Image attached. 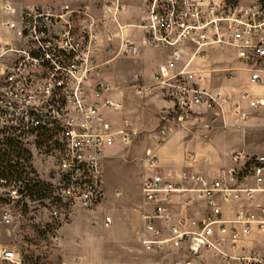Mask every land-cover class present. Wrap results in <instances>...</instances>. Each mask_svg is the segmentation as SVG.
Wrapping results in <instances>:
<instances>
[{"label": "built area", "instance_id": "built-area-1", "mask_svg": "<svg viewBox=\"0 0 264 264\" xmlns=\"http://www.w3.org/2000/svg\"><path fill=\"white\" fill-rule=\"evenodd\" d=\"M131 1L106 2L111 27L98 22L88 5L32 6L21 14L19 45L0 44V150L11 140L28 154L29 162L20 164L31 183L34 149L55 159L48 224L55 242L72 211H90L103 201L108 152L129 147L137 136L128 123L113 125L111 115L123 107L112 100L113 88L96 79L101 49L118 40L122 55L136 54L125 29L139 31L143 46L170 52L151 84L135 85L138 96H160L169 104L159 115L158 143L209 130L205 116L216 110L240 122L264 110V0H139L138 23L126 25L120 15ZM212 55L229 56L233 66L214 68ZM219 73L229 83L243 73L247 85L236 96L213 88ZM196 162L187 153L185 170L175 179L157 171L154 150L140 159L151 171L141 186L143 252L171 257L164 264L205 258L264 264L258 252L264 245V155L233 154L230 166L214 176L196 171ZM31 183L0 180V225H16L31 203L43 202L30 200L25 188ZM0 264H22V256L0 247Z\"/></svg>", "mask_w": 264, "mask_h": 264}, {"label": "rangeland", "instance_id": "rangeland-1", "mask_svg": "<svg viewBox=\"0 0 264 264\" xmlns=\"http://www.w3.org/2000/svg\"><path fill=\"white\" fill-rule=\"evenodd\" d=\"M13 1L16 4L23 5L32 4L39 0ZM41 1L53 3L52 7L57 8L63 5L72 7L89 5V13L102 25L105 24L104 14L99 11L106 0H90L97 2L98 9L92 7L89 0ZM242 1L247 4L246 1L250 2L251 0ZM126 11H129V8ZM14 13L13 10L12 14ZM120 16V21L123 24L128 23V20L125 19V12ZM12 18L18 25L19 13H15ZM107 18L110 19V17ZM12 31L16 33V30ZM116 42L119 43L118 40ZM117 43H112L109 46L111 50L108 52L101 49L102 51L98 56L99 73L96 79L109 84L114 93L124 94L120 98H123L126 104L130 101L131 96L135 98L134 107L139 111L135 112L132 117L134 121L132 126L137 132V136L129 147H121L125 150L123 154L126 160L109 161L106 165V194L101 204L90 211H76V214L72 211L65 221H61L59 228H65L70 236L78 239L77 242L71 240L72 238L67 242L65 241L67 238L65 239L63 236L60 237L58 242L52 239L54 227L51 225L53 221L50 219V212L52 205L55 203L54 186H56L55 182L57 180L54 175L57 164L51 156L39 154V151L34 149V179L46 186L48 198L40 204L31 203L27 212H25L24 218L16 225H0V247L12 248L19 252L22 256V264H145V262L164 264L171 260V257L163 254H146L143 252L141 245L137 243V232H140L141 235L143 227L140 231H137L139 229L138 214L133 209L142 204V182L145 175L151 174L149 169L143 168L140 159L145 156L147 150H154L158 159L157 171L164 175L177 176L176 174L180 173L182 167L174 170L170 168L169 164H162L160 161L161 150L167 147L171 148L173 143L179 140L201 141L200 132L176 133L167 142L158 143L156 133L159 130L160 110L153 102L160 100L161 97L153 96L142 99L136 94L135 85L137 81L140 84L141 80L146 85L151 84L152 75L167 64L170 52L150 48L143 49L140 55L124 56L120 53V45ZM11 45L17 47L19 42ZM162 63L164 64L158 68ZM209 64L216 69L233 66L231 58L227 55H212ZM223 78L224 73L215 74L212 87L221 88L224 92H230L233 96H236L234 88L223 84ZM232 85L246 86V75L239 73ZM139 99L142 101H139ZM122 115H124L122 112L114 113L112 118L120 119ZM255 117H257L255 118L256 121L250 119V121H253V125L246 127L245 132H243L246 135L238 132L239 134H234V136H220L215 143L214 150H212V155L217 158L219 149H221L222 154L230 149H244L248 153L264 154V110L256 113ZM231 118H236V116H231ZM223 119L224 117L217 110L205 116V122L208 120L216 124L222 123ZM215 129V132H217L218 128ZM208 139L206 141H209ZM198 165L200 171L210 176L216 175L221 168L214 163H208V165L202 163L200 165L198 162ZM109 218L112 220L111 225L108 224ZM49 222H51L50 225H48ZM131 239H133L132 244ZM63 240L65 243L62 242ZM258 252L264 254V245H259ZM196 263L224 264L209 258L199 260Z\"/></svg>", "mask_w": 264, "mask_h": 264}, {"label": "crops", "instance_id": "crops-1", "mask_svg": "<svg viewBox=\"0 0 264 264\" xmlns=\"http://www.w3.org/2000/svg\"><path fill=\"white\" fill-rule=\"evenodd\" d=\"M255 1H257V0H251L250 2L249 1H246V2H247V4H251ZM90 2H91L92 7H95L96 9L99 8V6H97V2H93V1H90ZM106 2H107V0H106ZM106 2L104 5H101L102 9L99 12L104 14V17L106 19V21H105L106 26L111 27L113 25V23L111 22V20L109 18H107L110 16L108 14V10L105 8ZM0 4H1V7H0V44H17L18 43V32L21 28V14L23 13V11L26 8H29L32 6H52V5H54L53 3H48L47 1H41V0L34 2L32 4L27 3V4H23V5L16 4L13 0H0ZM140 7H141V4H140L139 0H132L131 2H129L127 4V9L129 8V11H125V19L128 20V23H125L126 25H132V24L138 23L139 17H140ZM7 8H9L11 10L9 14H6ZM13 10L15 13H19V24L18 25L15 23V21L12 18V16L15 14V13L12 14ZM129 22H131V23H129ZM6 23L14 24L15 28L12 29V28L6 27V25H5ZM12 30H16V33ZM124 36L126 38H129L130 41L136 45L137 51H136V54L133 56H136L137 54L140 55L142 53L143 49H150L149 47L142 45V41L140 39V32L139 31L137 32L136 30L128 28V29H125ZM116 41H114V43H117ZM117 44H119V43H117ZM105 50H106V52H108L111 50V47H108ZM163 64L164 63L160 64L158 66V68H160ZM153 75H152L151 79L153 78ZM222 81H223V84L225 86H230V87L234 88V91L237 93L238 86L232 85L233 82H232V84H230L227 81L224 82V78L222 79ZM141 83L144 84L142 82V80H141ZM144 85H146V84H144ZM147 85H149V84H147ZM123 95L124 94L118 92V93H113V95L111 96L112 100L114 102L121 104L123 107V109L121 111H117L114 113H119V112L124 113V115H122V117L120 119H113L112 116L114 113L111 115L110 120L113 123V125L116 127H121L124 123H128L132 126V123H134L132 117H133L135 112L139 111L134 107L135 98L133 96H131L130 101L126 104L123 101V98H120V96L122 97ZM136 100H138V99L136 98ZM139 101H142V100L139 99ZM153 103H155L157 109L160 110L159 113H161V111L164 110L165 108L169 107L168 106L169 104L164 102L162 99L155 100ZM255 118H257V117H254L251 120L256 121ZM253 121L248 120L246 122H240V121H237L236 118H231L230 115L224 117V119L222 120V123H220V124L212 123L211 121L206 120L205 124H207L210 129L200 131L199 136H200L201 141H199V140L195 141V140H189V139H187L186 141H181V140L175 141L171 148L167 147V148H164L161 150L160 161L162 164L163 163L169 164L170 168L174 169V170H177L178 168L182 167L180 173L176 174L177 176H173L171 174H168V175H171L173 178L176 179L185 170L184 161H185V157H186L187 153H192L195 155V157L197 159V162L194 165L195 170L200 172L203 175H206V174H204L202 171L199 170L198 162L200 165L202 163H204V165H208V163H214V164L218 165L219 167H221L219 169V170H221L222 168H224L226 166H230V164H231L230 158L233 154L244 152V153L249 154V155H264L263 153H248L244 149H230L229 151H226L223 154L221 153V149H219V156L217 158H215L212 155V152H213L212 150H214L215 143L220 136H228V135L234 136V134H239L238 132L243 133V132H245L246 127H248L249 125H253L252 124ZM159 126H160V122H159ZM212 128H214L213 131H211ZM215 128H218L217 132H215V130H216ZM243 134L246 135L245 133H243ZM203 138H204V140H203ZM207 139L209 141H206ZM123 151H125V150H123L121 147H116V148L112 149L111 151H109L107 159L105 161V167L109 163V161H117L120 159L126 160V157L124 156ZM168 175L165 174L164 176H168ZM206 176H210V175H206ZM142 205H143V199H142V204L138 205L135 209H133L138 214V227H139V229L137 231H140V229L143 227V222L141 219V212H140V208ZM76 211H82V210H79V209L74 210L75 214H76ZM111 224H112V220L110 219V225ZM61 236H63L65 239L67 238L65 240L67 242H69L70 238H72L71 240H73L74 242L78 241V239L76 237L70 236V234H68V232L65 228H61V229L59 228V240H60ZM136 237H137V243L140 244V232L139 233L137 232ZM65 241L63 240L62 242L65 243ZM132 243H133V239H131V244ZM88 250L90 251L89 247H88ZM145 264H149V263L145 262Z\"/></svg>", "mask_w": 264, "mask_h": 264}, {"label": "trees", "instance_id": "trees-1", "mask_svg": "<svg viewBox=\"0 0 264 264\" xmlns=\"http://www.w3.org/2000/svg\"><path fill=\"white\" fill-rule=\"evenodd\" d=\"M4 148L0 150V180L12 181H29L31 183L30 174L26 173L22 168L20 161L29 162L28 154L11 140H7ZM48 190L44 184L38 180L31 183L25 188L27 195L32 201H43L48 198Z\"/></svg>", "mask_w": 264, "mask_h": 264}]
</instances>
